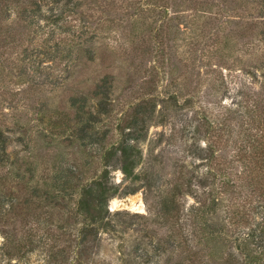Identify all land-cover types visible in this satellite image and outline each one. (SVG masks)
<instances>
[{"label":"rangeland","instance_id":"obj_1","mask_svg":"<svg viewBox=\"0 0 264 264\" xmlns=\"http://www.w3.org/2000/svg\"><path fill=\"white\" fill-rule=\"evenodd\" d=\"M103 78L107 95H95ZM73 97L97 117L101 142L62 143L77 127ZM254 103L264 106V0H0V264H70L64 209L24 201L14 169L27 163L38 185L59 166L73 165L81 182L109 170L115 230L100 232L94 264L186 263L189 252L198 264H224L228 248L191 220L221 222L226 206L255 205L221 193L214 216L205 206L196 213L220 181L241 186L242 120ZM138 108L149 113L126 175L118 152L103 153ZM230 114L234 131L217 138L210 123ZM131 197L140 209L123 204ZM174 231L183 247L166 244Z\"/></svg>","mask_w":264,"mask_h":264},{"label":"trees","instance_id":"obj_2","mask_svg":"<svg viewBox=\"0 0 264 264\" xmlns=\"http://www.w3.org/2000/svg\"><path fill=\"white\" fill-rule=\"evenodd\" d=\"M103 79V83L97 84L95 95H107L105 87L108 81L107 78ZM83 100H85L83 97H73L70 100L71 107L75 109L74 120L77 127L71 137H66L62 143L68 139L71 142L75 139L81 145L86 146L103 140L95 129L97 117L87 108ZM140 111V108L136 110L129 123L130 129L125 131L124 128H121L116 144L103 153V156L107 157L118 152L122 171L126 175L133 174V168L141 157L136 142L139 138L138 132L147 118L144 114L149 111L142 113ZM248 112L250 113L249 117L242 120V126L246 125L245 143L240 142L237 153V158L244 165L241 186H236L237 184L229 180L220 181V186L214 188L215 191H209V200L200 201L196 213L202 211V207L205 206L207 208L203 209V213H211L214 216L219 207L217 196L221 193H229V199L243 194L244 198L254 202L255 205L243 210L230 209L226 206L225 213H229V217L221 222L209 223L210 221L208 222L205 217L201 222L196 219L191 220L193 228L201 230V232L207 230L212 240H220L228 248L224 255L225 258L222 255L220 257L224 264H264V106L254 103ZM234 113L238 114V111H234ZM231 115L224 117L219 127L210 123V127L216 129L212 134L215 133L217 138L225 135V139L228 140L234 131L232 127L233 115L230 118ZM66 124L70 126L69 123ZM66 124L61 123L60 126L67 128ZM6 138L0 128V165L4 164L6 158ZM65 145L68 146V144ZM14 170L25 184L27 194L23 195L27 205L37 198L40 202L38 205L42 208L64 209L66 216L63 227L68 230V234L64 238L66 242L64 250L70 264H94L93 249L94 246H98L100 232L115 230L112 217L116 213L109 210L107 200L116 193L117 187L109 181V170L104 168L99 175L81 182V173L73 165L59 166V173L46 176L41 185H38L40 182L33 181V168L29 163L24 167L23 172ZM214 175L216 174L214 173ZM134 176L138 177L137 174ZM75 178L78 182L74 181ZM176 187H179V184ZM10 206L12 207L13 204ZM238 206L240 207L239 204ZM49 211L52 212V209ZM193 232L195 234L194 229ZM165 242L169 246L183 247L184 241L181 234L174 231L166 238ZM232 243L235 244L234 251L231 250ZM183 250L189 251L185 248ZM235 250L238 253H235ZM197 260L196 254L189 252L186 256V263L179 261L175 264H198Z\"/></svg>","mask_w":264,"mask_h":264},{"label":"bare ground","instance_id":"obj_3","mask_svg":"<svg viewBox=\"0 0 264 264\" xmlns=\"http://www.w3.org/2000/svg\"><path fill=\"white\" fill-rule=\"evenodd\" d=\"M126 199V198H124ZM123 199V201H124ZM129 199V198H128ZM120 203V202H119ZM142 203V202H141ZM124 205H127L128 208H133V209H140V202L136 198H130L127 202L125 201L123 203ZM122 204V205H123ZM116 205V204H115ZM118 205V204H117Z\"/></svg>","mask_w":264,"mask_h":264}]
</instances>
